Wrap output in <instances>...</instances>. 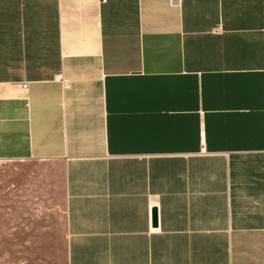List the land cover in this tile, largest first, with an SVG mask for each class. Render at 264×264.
<instances>
[{"label": "crops", "instance_id": "obj_1", "mask_svg": "<svg viewBox=\"0 0 264 264\" xmlns=\"http://www.w3.org/2000/svg\"><path fill=\"white\" fill-rule=\"evenodd\" d=\"M0 160L67 264H264V0H0Z\"/></svg>", "mask_w": 264, "mask_h": 264}, {"label": "rangeland", "instance_id": "obj_2", "mask_svg": "<svg viewBox=\"0 0 264 264\" xmlns=\"http://www.w3.org/2000/svg\"><path fill=\"white\" fill-rule=\"evenodd\" d=\"M0 160V264H67L62 177Z\"/></svg>", "mask_w": 264, "mask_h": 264}, {"label": "built area", "instance_id": "obj_3", "mask_svg": "<svg viewBox=\"0 0 264 264\" xmlns=\"http://www.w3.org/2000/svg\"><path fill=\"white\" fill-rule=\"evenodd\" d=\"M102 1H103V0H102ZM21 88L26 89V83H23L22 86H21Z\"/></svg>", "mask_w": 264, "mask_h": 264}]
</instances>
